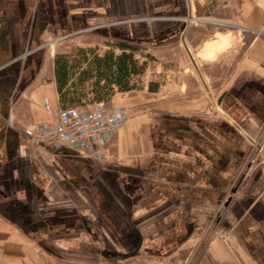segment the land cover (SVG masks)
<instances>
[{"label":"crops","instance_id":"obj_1","mask_svg":"<svg viewBox=\"0 0 264 264\" xmlns=\"http://www.w3.org/2000/svg\"><path fill=\"white\" fill-rule=\"evenodd\" d=\"M196 1L0 0V264H264V0L233 2L222 18L240 40L210 57ZM71 36L87 52L80 69L128 42L137 64L143 47H183L196 74L170 67L139 91V68L102 100L149 96L106 143L41 146L23 129L57 122L55 55ZM94 82L75 87L92 97Z\"/></svg>","mask_w":264,"mask_h":264},{"label":"rangeland","instance_id":"obj_2","mask_svg":"<svg viewBox=\"0 0 264 264\" xmlns=\"http://www.w3.org/2000/svg\"><path fill=\"white\" fill-rule=\"evenodd\" d=\"M236 2V0H197L196 2L198 3L199 6V13H201L202 20L205 22L201 21H196V23L204 26L207 28L208 34L207 37L209 40H211L207 43H210L212 41H220V40H225V44L220 48L222 49L224 46H226L227 42L231 43V46H234L238 44V41L240 40V37L237 36L236 32V26H234V23H238L236 18L233 19V16L230 14V18H222V16H227V13H231L232 11V4L233 2ZM221 33V34H218ZM223 34V35H222ZM218 39H215L217 38ZM76 37L71 36L69 37L66 42L64 43L66 46H68L69 49L71 50V53H76V45L78 39H75ZM228 39V41H227ZM206 43V44H207ZM205 44V46H206ZM204 46V48H205ZM103 48L101 46L96 47V49H88L93 52H99L98 50H102ZM153 48L152 47H143L141 50H139V57L137 60H142V56L146 58V61H143L142 64L138 63L140 66V69L145 70L144 76L142 77V74L140 73V76L135 79H133L132 83L133 87H136V89H143V86L148 80L155 79L157 84L159 83H164L167 81L169 77V68L171 67L172 71H175L177 69L179 70H184L187 69L189 72H192L193 74H196V71L193 67L192 62L190 61L189 57L187 56V53L185 52L183 47H176L172 50H167L163 51V49L160 52H154L155 55H153ZM156 50V49H155ZM165 50V49H164ZM219 50V49H216ZM102 52V51H101ZM203 52L199 53V56H204V57H210L211 55H205ZM146 54V55H145ZM160 57V62L158 59H155V57ZM176 58H179V61H174ZM155 59V60H154ZM173 61H170V60ZM154 60V62H153ZM196 65L198 68L201 70L203 69L202 67V61H200L198 58L195 60ZM145 68V69H144ZM204 70V69H203ZM205 71H207L205 69ZM140 72V71H139ZM209 73H214L216 74V69L215 65L209 69ZM207 74V73H206ZM209 76V74H208ZM210 79L212 76H209ZM149 82V81H148ZM132 95H135L134 98H129L131 95L125 96V95H117L114 98L113 102H108L106 104L107 107L109 108H115L119 106H124V107H131V105L136 104L138 99H145L148 96L147 93H142V92H135L131 93ZM91 96H88L85 99H82L84 101H81L80 105H77L81 110H90L93 109L94 106L92 107V101L89 100ZM133 112V108H129V116ZM256 143V147H257ZM42 146V145H41ZM206 242V241H204ZM205 244V243H204ZM203 245L200 246L202 248ZM200 250V249H199ZM198 254H195L192 256V258L187 262V264H196L197 256ZM117 264H163L157 257L155 256H146V257H140V258H130L126 260L124 263H117Z\"/></svg>","mask_w":264,"mask_h":264},{"label":"built area","instance_id":"obj_3","mask_svg":"<svg viewBox=\"0 0 264 264\" xmlns=\"http://www.w3.org/2000/svg\"><path fill=\"white\" fill-rule=\"evenodd\" d=\"M129 118V108H109L103 101L93 109L81 110L76 105L59 109L55 123L37 122L23 129L38 145H65L77 152H89L102 146ZM257 151H263L257 145Z\"/></svg>","mask_w":264,"mask_h":264},{"label":"trees","instance_id":"obj_4","mask_svg":"<svg viewBox=\"0 0 264 264\" xmlns=\"http://www.w3.org/2000/svg\"><path fill=\"white\" fill-rule=\"evenodd\" d=\"M121 46L129 51L127 53L123 51L115 57L112 52L105 54L101 58L92 54L93 60H87L86 67L81 69V62L87 58L85 49L77 48L75 56L71 60L72 53H58L55 55V73L62 107L80 105L81 100L88 97L86 90L75 86L77 83H82L85 79H89L90 76L95 77V82L93 83L94 95L89 99L92 102L105 101L110 94L108 87L111 83H114L122 90L129 88L127 87L128 77L132 72L139 70L140 66L133 59L132 51L136 47L128 42H123ZM76 71H79L77 80L72 79ZM101 80L103 83L99 84Z\"/></svg>","mask_w":264,"mask_h":264},{"label":"bare ground","instance_id":"obj_5","mask_svg":"<svg viewBox=\"0 0 264 264\" xmlns=\"http://www.w3.org/2000/svg\"><path fill=\"white\" fill-rule=\"evenodd\" d=\"M225 44V40H221L219 42H211L206 44L204 54L208 55L211 53L213 49H220Z\"/></svg>","mask_w":264,"mask_h":264},{"label":"water","instance_id":"obj_6","mask_svg":"<svg viewBox=\"0 0 264 264\" xmlns=\"http://www.w3.org/2000/svg\"><path fill=\"white\" fill-rule=\"evenodd\" d=\"M186 49H187V48H186ZM188 54H189L190 58L193 60V58H192L191 54L189 53V51H188ZM194 66L196 67L195 64H194ZM196 70H198L197 67H196Z\"/></svg>","mask_w":264,"mask_h":264}]
</instances>
